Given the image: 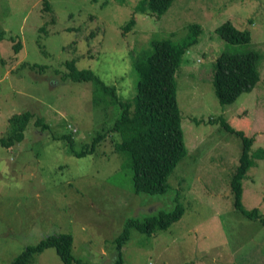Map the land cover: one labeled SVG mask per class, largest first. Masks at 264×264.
I'll return each instance as SVG.
<instances>
[{
	"label": "rangeland",
	"instance_id": "rangeland-1",
	"mask_svg": "<svg viewBox=\"0 0 264 264\" xmlns=\"http://www.w3.org/2000/svg\"><path fill=\"white\" fill-rule=\"evenodd\" d=\"M140 1L0 0V137L11 116L32 115L21 141L0 146V264L57 233L71 235V255L82 262L115 264L124 222L170 211L176 197L183 213L166 229L128 227L123 264H264V223L235 207L230 187L242 142L220 122L252 138L239 200L245 211L264 216V155H258L264 154V0H172L158 16L136 8ZM130 16L133 23L121 28ZM225 20L248 29L249 42L224 41L216 27ZM191 22L199 32L175 74L185 155L164 193H136L128 157L111 153L110 136L92 153H72L101 124L111 126L118 108L97 105L92 83L62 78L64 63L72 59L130 98L137 80L132 61L150 52L155 39L180 41ZM247 51L257 55V82L222 105L212 83L214 60ZM62 135L70 136L72 152ZM30 264L62 262L50 247Z\"/></svg>",
	"mask_w": 264,
	"mask_h": 264
},
{
	"label": "trees",
	"instance_id": "trees-1",
	"mask_svg": "<svg viewBox=\"0 0 264 264\" xmlns=\"http://www.w3.org/2000/svg\"><path fill=\"white\" fill-rule=\"evenodd\" d=\"M172 0H141L137 6L143 12L147 11L156 16L164 12ZM48 8V4L45 3ZM133 23V17L125 22L121 28L127 29ZM221 38L232 44H246L249 42L248 29L238 28L229 20H225L216 27ZM199 32V25L191 22L186 24V33L180 41L173 42L169 38L155 39L151 43V51L132 61V69L136 72L135 93L130 98L121 99L115 92V86L105 84L90 69H77L71 59L64 64L67 77L73 82L86 81L92 83L96 89L95 101L112 104L118 108V114L111 126L97 128L89 143L82 146L79 152H72L70 136H64L70 151L75 156L92 153L94 147L103 143V139L110 136L111 153H125L128 166L132 170V185L136 193L148 194L164 193L168 188V176L185 155L183 130L176 99L175 74L188 47L195 43V35ZM1 33V32H0ZM1 35V34H0ZM19 43L14 46L18 49ZM257 55L253 51L245 53L221 52L214 60L212 83L218 102L222 105L233 103L240 94L249 92L257 82ZM103 95L109 96L105 98ZM106 99V100H105ZM30 112L14 115L9 118V128L5 137H0V146L9 147L23 138V130L29 119ZM198 123V120H193ZM41 124V120H36ZM208 122H211L209 120ZM221 126L231 131L241 139L242 150L239 164L230 179V187L234 195V205L248 217L258 218L264 223V216H258L255 209L245 211L240 204L241 180L249 167V147L252 138L246 136L242 130L231 128L221 119ZM47 127L46 124H42ZM53 136V135H52ZM115 137L112 139L111 137ZM258 155H264L259 153ZM175 206L170 211L159 210L140 220L137 217L128 218L123 229L117 235L115 264H123L120 248L128 235V227L134 226L139 231L152 233L166 227L177 220L183 213V207L174 198ZM71 235L66 233L50 234L34 245L27 246L10 264H30L35 253L47 248H53L62 264H86L71 255Z\"/></svg>",
	"mask_w": 264,
	"mask_h": 264
}]
</instances>
